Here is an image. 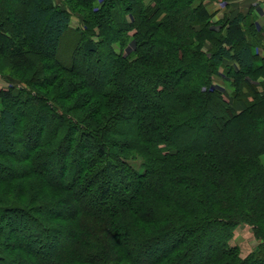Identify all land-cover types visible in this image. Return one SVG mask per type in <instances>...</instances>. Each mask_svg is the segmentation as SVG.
<instances>
[{
    "label": "trees",
    "instance_id": "1",
    "mask_svg": "<svg viewBox=\"0 0 264 264\" xmlns=\"http://www.w3.org/2000/svg\"><path fill=\"white\" fill-rule=\"evenodd\" d=\"M62 1L0 15V75L22 84L0 90V264H264L253 8L213 23L206 0ZM69 1L86 14L66 54L94 59L89 76L59 58ZM65 90L88 111L66 110ZM238 224L260 241L245 258L228 244Z\"/></svg>",
    "mask_w": 264,
    "mask_h": 264
},
{
    "label": "rangeland",
    "instance_id": "2",
    "mask_svg": "<svg viewBox=\"0 0 264 264\" xmlns=\"http://www.w3.org/2000/svg\"><path fill=\"white\" fill-rule=\"evenodd\" d=\"M15 1V2H14ZM237 0H232L229 2V5L226 7L225 4L223 2H221V0H206L204 2V4L206 5V7L208 8V10L212 13H214V17H213V23H216L218 20H220L221 18H223L225 15L230 16L232 15L233 10L235 9V7L233 6L235 3L234 2ZM12 4H15L14 6V11H15V16L20 15V11L17 10L15 7L17 8H21V7H25L26 6V0H0V15L1 16H7L8 14V10L11 11L12 9ZM56 4L64 7V3L62 0H56ZM69 7H65L70 15V25H69V32L66 34L65 39L62 42V46H61V54H60V59L62 61L65 62V60H67L68 58H70V61L72 60V62L74 63V65L76 66V68L78 70H80L81 72H83V76H89L90 73H97L99 71L98 68L94 67L92 65V63L94 61V59H91L88 63H86V65L84 66L83 64H80L79 61L81 59V55L80 53L77 51H74L71 55H67L68 53V49L71 47V50L73 51V49L76 46V40L78 39L77 36H79V33L84 31L85 25L83 22V16L86 14V11L78 6H76L74 3H72L71 1L68 2ZM254 14V13H252ZM9 28V23L6 25ZM6 27V28H7ZM11 30L13 31V26H11ZM206 48H208L206 46ZM260 51V50H259ZM261 52V51H260ZM67 53V54H66ZM30 58V57H29ZM33 58V57H31ZM84 58V57H83ZM103 60V59H102ZM35 63L37 61V58L34 59ZM21 67H17L15 68L14 71H18ZM3 71V70H2ZM6 70H4V73L6 74L7 72H5ZM53 73H58L57 69H54ZM219 73H223V69L219 70ZM80 80L83 83V79L80 78ZM213 85L218 86L219 88H223V96L224 98L231 102V98L229 96V91L227 89L224 88L225 84L223 83V81L221 80V78L219 77H214L213 79ZM19 86H22V84L16 80L12 75L6 74V76L0 75V90L3 89H7L9 87H13V88H17ZM85 92V90H81L79 91V93ZM64 104L63 105L65 107L66 110L69 111H75L76 114H81L82 112H86L88 111V107H86V104H84L83 106L80 105L78 106V108H75V106L77 105L74 100H78L75 98V95L73 94H68L67 90L64 91ZM60 105L62 104V102H59ZM56 103V104H59ZM1 102H0V106H1ZM182 104H180V107ZM75 109V110H73ZM90 109V108H89ZM40 118L41 120L37 122L36 126H31L29 128V132L27 133L28 138L27 140L34 138L35 140L39 139L38 133L40 132V130L38 129V124H40V126H42V123H45L46 118H47V113L44 109H40ZM260 131L262 130V133L264 134V128L259 127ZM196 136H198V131H195L194 133ZM257 136H260V132H258V134H256ZM27 137V136H26ZM252 139H254L253 136H251ZM264 141V138H261V141ZM50 158H53L54 160L57 159V157L59 158H64V156L62 154H57L56 156L54 155H47ZM135 158V157H134ZM137 158V157H136ZM261 161L264 165V155L261 156ZM134 169H138L139 164L141 163V159L137 158L135 160H131L128 162ZM48 168L50 170H56L58 169V165L57 162L54 161L53 164H50L48 166ZM34 183V182H33ZM32 183V184H33ZM31 184V185H32ZM33 188H35V186L33 185ZM39 186L38 184L36 185V190H38ZM260 241L258 239L255 238V236L253 235L252 231H251V227L246 225V224H238L233 230H232V235L231 238L228 240V244H230L231 246H236L239 249V253H240V257L245 258L247 257L250 253L254 252L258 245H259Z\"/></svg>",
    "mask_w": 264,
    "mask_h": 264
},
{
    "label": "crops",
    "instance_id": "3",
    "mask_svg": "<svg viewBox=\"0 0 264 264\" xmlns=\"http://www.w3.org/2000/svg\"><path fill=\"white\" fill-rule=\"evenodd\" d=\"M233 6L235 9L232 12L231 17L235 16L238 13L246 14L249 9L253 8V13L256 17V22L260 25H264V0H237ZM259 56L263 57L264 52L259 51Z\"/></svg>",
    "mask_w": 264,
    "mask_h": 264
}]
</instances>
